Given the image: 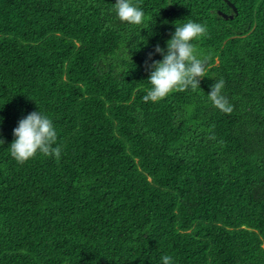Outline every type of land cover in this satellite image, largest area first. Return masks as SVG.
Here are the masks:
<instances>
[{
    "label": "trees",
    "instance_id": "16d2710c",
    "mask_svg": "<svg viewBox=\"0 0 264 264\" xmlns=\"http://www.w3.org/2000/svg\"><path fill=\"white\" fill-rule=\"evenodd\" d=\"M115 2L0 0V264H264V0H132L140 25ZM188 21L199 88L145 103ZM34 111L61 155L17 164Z\"/></svg>",
    "mask_w": 264,
    "mask_h": 264
},
{
    "label": "clouds",
    "instance_id": "9594fccd",
    "mask_svg": "<svg viewBox=\"0 0 264 264\" xmlns=\"http://www.w3.org/2000/svg\"><path fill=\"white\" fill-rule=\"evenodd\" d=\"M114 10L121 23L140 25L143 23L144 12L133 5L132 0H116ZM206 25L188 21L175 28V33L166 42V54L157 45L154 49L160 54L162 61H153L149 67L148 82L151 88L143 96L145 103H158L173 91L183 92L189 88H199V80L204 78L207 71L209 57L200 58L192 41L207 35ZM153 54H149L151 60ZM147 65V61H146ZM224 80L220 79L211 85L207 95L212 105L225 114L232 112V106L222 95ZM14 141L9 150L11 157L17 164H23L36 156L39 152L44 156H54L57 160L61 155L60 147H53L56 143L57 133L53 122L39 111L28 114L18 122L13 130ZM0 143H3L0 140ZM163 264H172L171 256L162 257Z\"/></svg>",
    "mask_w": 264,
    "mask_h": 264
},
{
    "label": "water",
    "instance_id": "95a60500",
    "mask_svg": "<svg viewBox=\"0 0 264 264\" xmlns=\"http://www.w3.org/2000/svg\"><path fill=\"white\" fill-rule=\"evenodd\" d=\"M227 4L233 9L234 12H236V8H235L232 4H230L228 1H227ZM219 14L222 15L224 18L227 17V16H226L225 14H223V13H220V12H219Z\"/></svg>",
    "mask_w": 264,
    "mask_h": 264
}]
</instances>
